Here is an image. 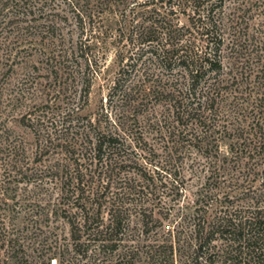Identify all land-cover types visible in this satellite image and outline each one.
<instances>
[{
    "label": "trees",
    "instance_id": "obj_1",
    "mask_svg": "<svg viewBox=\"0 0 264 264\" xmlns=\"http://www.w3.org/2000/svg\"><path fill=\"white\" fill-rule=\"evenodd\" d=\"M256 1L0 0V81L27 55L46 71L30 155L0 131V264H264Z\"/></svg>",
    "mask_w": 264,
    "mask_h": 264
},
{
    "label": "rangeland",
    "instance_id": "obj_2",
    "mask_svg": "<svg viewBox=\"0 0 264 264\" xmlns=\"http://www.w3.org/2000/svg\"><path fill=\"white\" fill-rule=\"evenodd\" d=\"M256 0H254L255 2ZM233 4L231 1L229 4ZM51 7H57V13L63 14L61 9L66 8L64 0H50ZM257 4V5H256ZM252 5L254 10L253 18L250 20L251 27L247 32L249 34H263L264 32V17L260 9H257L259 2ZM53 10H51L52 12ZM182 21H184L182 19ZM62 24V23H61ZM243 24V23H242ZM244 25V24H243ZM10 27H6L1 36L4 38H11L9 30ZM256 32V33H255ZM259 34V35H261ZM242 36L247 34L243 33ZM1 38V37H0ZM256 49L252 52L254 53ZM258 62L253 59L251 67L256 71L262 69ZM246 65V64H245ZM249 66V64L247 65ZM250 67V68H251ZM116 70V65L113 60H108L107 66L104 69V74L111 77ZM264 72V69L263 71ZM260 72V73H262ZM46 71L43 69V63L40 61V57L37 54L27 55L13 64L11 72L0 81V131H6L9 139L21 147L25 152L30 155L33 149V135L30 130L19 123V119L32 105L40 104L46 99V90L44 89ZM254 81V80H253ZM105 94V89H101L98 83L91 88L88 105L84 109V113H91L96 109L100 99ZM186 182L189 191L196 188L198 180L196 177L191 176L189 169H186ZM200 182V180H199ZM22 188H26L22 186ZM187 198L190 199V192H187ZM164 200V199H163ZM19 204L24 207L20 216L18 217L17 224L19 228L27 226V192L20 194ZM175 223H173L174 225ZM25 229V228H24Z\"/></svg>",
    "mask_w": 264,
    "mask_h": 264
}]
</instances>
